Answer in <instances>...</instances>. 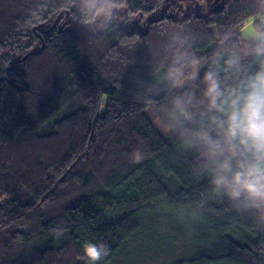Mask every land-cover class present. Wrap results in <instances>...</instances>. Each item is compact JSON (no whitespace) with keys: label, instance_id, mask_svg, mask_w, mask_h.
<instances>
[{"label":"trees","instance_id":"obj_1","mask_svg":"<svg viewBox=\"0 0 264 264\" xmlns=\"http://www.w3.org/2000/svg\"><path fill=\"white\" fill-rule=\"evenodd\" d=\"M116 2L161 17L141 31L115 10L104 27L86 26L79 0H0V264H84L86 241L107 244L99 264H116L158 228H168L169 240L153 235L172 249L166 264H264V218L211 196L199 152L164 131L174 98L200 99L209 68L232 83L264 64L241 34L251 20L264 31V0L184 19L171 14L179 0ZM178 47L201 65L179 90L162 79ZM230 55L240 72L223 71Z\"/></svg>","mask_w":264,"mask_h":264},{"label":"clouds","instance_id":"obj_2","mask_svg":"<svg viewBox=\"0 0 264 264\" xmlns=\"http://www.w3.org/2000/svg\"><path fill=\"white\" fill-rule=\"evenodd\" d=\"M120 6L116 0H79L77 10L82 24L104 27ZM251 34L257 41L253 53L264 57V31L253 26ZM224 65V72L238 73L240 57L230 55ZM200 67L198 58L189 59V54L178 47L162 79L172 89L183 88L199 78ZM201 82L200 99L188 92L174 98L171 119L175 127L164 131L177 133L189 149L199 152L211 196L264 218V64L232 83L220 69L212 67L204 72ZM194 106L200 109L199 121L191 110ZM143 160L144 153L139 148L134 150L132 162ZM64 232L63 228L54 230L57 237ZM82 247L77 259L84 264H99L110 254L103 242L86 241Z\"/></svg>","mask_w":264,"mask_h":264},{"label":"rangeland","instance_id":"obj_3","mask_svg":"<svg viewBox=\"0 0 264 264\" xmlns=\"http://www.w3.org/2000/svg\"><path fill=\"white\" fill-rule=\"evenodd\" d=\"M225 1L226 0H179L178 12H173L171 14L178 19H184L192 14H196L198 16H206L210 11L220 9ZM172 4L174 3L172 2ZM172 4L168 3L165 8L173 9L174 6L172 7ZM116 12L122 25H127L130 29L138 28L141 31L145 30V24L147 21L156 20L161 17V11H156L151 15H128L125 9H116ZM116 12L114 13L116 14ZM253 26L255 25L253 23V20H251L242 29L241 34L243 44L248 41H256L252 38L251 34ZM243 52L245 53L244 55H247L245 49L243 50ZM17 60L13 61L11 64L16 65ZM179 89L181 88H178L177 90ZM167 229L168 228L159 230L158 228L157 230H149V232L145 231V236L141 235V238L137 235V238H133V240L127 243L126 246H124L118 253L116 264H166V262L169 260L168 253H170L168 250L172 249L170 247L167 250V244L163 241L160 244L159 239L161 238L158 236H163L165 239L166 237L164 236V232ZM180 229L184 230L183 227H180ZM153 235H156V237H158L159 239L155 238ZM166 239L169 240L168 238ZM164 249H166V252L164 251Z\"/></svg>","mask_w":264,"mask_h":264},{"label":"bare ground","instance_id":"obj_4","mask_svg":"<svg viewBox=\"0 0 264 264\" xmlns=\"http://www.w3.org/2000/svg\"><path fill=\"white\" fill-rule=\"evenodd\" d=\"M263 17H264V16H263ZM263 17H262V19H263ZM260 22H261V20H260ZM261 24H263V23L261 22ZM24 60H25V58L19 60V63H23ZM26 61H27V59H26ZM16 63H17V62H16ZM13 66H14V65H13ZM16 75H17V74H16ZM25 84H26L27 87L29 86L27 83H25Z\"/></svg>","mask_w":264,"mask_h":264},{"label":"built area","instance_id":"obj_5","mask_svg":"<svg viewBox=\"0 0 264 264\" xmlns=\"http://www.w3.org/2000/svg\"><path fill=\"white\" fill-rule=\"evenodd\" d=\"M262 23H264V17H263V19H262Z\"/></svg>","mask_w":264,"mask_h":264}]
</instances>
